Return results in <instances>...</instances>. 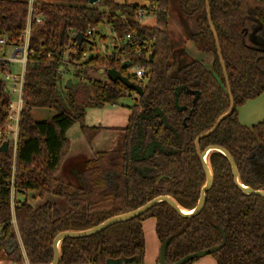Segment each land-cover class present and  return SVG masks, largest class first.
Here are the masks:
<instances>
[{
  "label": "trees",
  "instance_id": "1",
  "mask_svg": "<svg viewBox=\"0 0 264 264\" xmlns=\"http://www.w3.org/2000/svg\"><path fill=\"white\" fill-rule=\"evenodd\" d=\"M28 1L0 0V37L18 42L27 27ZM145 1L148 6L126 1L117 4L113 0L95 4L87 0H32L13 171V212L8 183L12 149L0 152V263L51 264L53 239L61 232L94 228L159 196H168L181 209L192 211L205 183L194 141L230 108L222 64L234 108L198 146L200 151L208 146L225 149L238 170V182L264 192V175L256 167L263 164L264 119L247 127L237 118L239 106L264 93V47L255 41L256 37L264 41V0H207L208 8L205 0ZM171 5L185 41H191L200 53L196 57L184 46L172 48L173 38L167 32ZM139 10L153 17L154 25H142L137 19ZM105 25L114 46L99 53L98 44L107 41L101 34ZM92 29L94 33L86 39ZM72 32L83 34L81 47L74 36L70 37ZM127 36L136 45L129 46ZM89 43L96 49L88 48ZM83 53H87L84 60ZM125 62L130 68H143L147 74L136 81L124 67ZM107 69L120 72L143 88V95L128 106L126 126L110 128L123 132L124 146L120 151L96 152L75 173L66 171L73 178L70 182L60 181L57 176L70 150L67 132L78 124L90 147L106 129L87 126L86 111L117 105L123 96H134L119 83L94 77L95 72L106 74ZM69 77L71 84L66 88ZM177 88V103L185 110L175 108ZM195 92L198 96L193 102ZM8 101L0 79V128L6 120ZM41 108L54 110L56 115L34 120V111ZM157 110L159 114H155ZM138 131L146 142L160 143L165 153L155 151L150 160L133 161L129 151ZM206 161L212 186L198 214L184 218L167 203L159 202L142 215L112 224L94 235L64 238L58 248L59 264H107L111 259L128 258L142 264V224L147 218L156 221L154 232L159 244L167 242L164 253L168 264L218 246L222 241L220 231L226 240L212 254L216 264H264V199L237 188L229 162L220 152L212 151ZM161 175L164 178L156 182ZM29 192L40 198L61 197L70 210L61 214L48 201L32 207L27 201ZM17 234L23 252L17 244L8 253L7 245L17 239Z\"/></svg>",
  "mask_w": 264,
  "mask_h": 264
},
{
  "label": "water",
  "instance_id": "2",
  "mask_svg": "<svg viewBox=\"0 0 264 264\" xmlns=\"http://www.w3.org/2000/svg\"><path fill=\"white\" fill-rule=\"evenodd\" d=\"M87 1L89 4H95L99 0H87ZM205 2L207 3V0H205ZM207 8H208V3H207ZM207 17H208V20L210 23L212 34L215 37L217 53L219 54V60H220V62H222L221 54L219 53L217 36H215L214 30L212 28V24H211V20L209 19V12L208 11H207ZM74 40L76 41L77 46L81 47V45L84 41L83 40V34L76 33L74 35ZM255 41H256V43H258L259 45H262L264 47V41L261 37H256ZM151 59H152V55L149 56V60H151ZM129 65H130L129 62L124 63L125 68H129ZM222 69H223V73L225 76V84L227 86L230 108L225 114H223V116L218 118V120L216 121L214 126L209 131H207V133L199 135L194 141L195 153H197L201 167L204 170L205 183H204L203 188L200 191V195H199V198L197 200V205L193 208V210L192 211L183 210L179 207V205L177 203H174L168 196H159L155 199H152L151 201L146 202L142 207H140V208H138L132 212H129L125 215L111 217L110 219L104 221L103 223H101L97 226H94V228L84 230V231H79L78 233L61 232L60 234L55 236V238L53 239L54 241H53V245H52V250H53V256L54 257H53V261L51 264H59L60 256H59L58 248H59V244L61 243V241L64 238H78V237H87V236L94 235L95 233L101 232V231L105 230L106 228L110 227V225H112V224L125 222V221H127V219L142 215L144 212H146L148 209H150L154 205L158 204L159 202L167 203L175 213H177L179 216L184 217V218H190V217H193V215L198 214L202 210L203 206L205 205V195L209 191L210 187L212 186L211 185L212 175H211L210 169L207 166V161H206L208 155L212 151L220 152L223 156H225L227 158L229 165H230V168L232 169V176H233L234 184H236L237 188L241 192H243L246 195L260 196L264 199V192L263 191H261V190L255 191L252 188H250L249 186L240 184L238 182V170H237L235 163H234L231 155L229 154V152H227L225 149L223 150L222 148L217 147V146H208L203 151H200L199 146H198L199 141L202 138L207 137V135H209L210 133H212L219 126V124L223 121V119L232 112V110L234 108V102H232L231 91H230L229 85L227 83L226 70L224 69L223 64H222ZM105 73H106V76L108 78V81H110L111 83H119L122 86H124L126 89L133 91L139 97L143 94V88H141L140 85L138 86L137 84L131 82L128 79V77L121 75L120 72H117L114 69H107ZM70 84H71V81L68 80L66 82V88H69ZM178 91H179V88H177V90L175 91V94H174V104H175V108L178 111H180V110H183L184 108L177 103ZM195 95H198V93L196 92ZM154 147L159 148V150L162 152L164 151V149L161 145L151 144L149 146V148L146 150L145 155L143 156V159L149 158L152 155V153L154 151ZM261 149L263 151V164L257 165L256 167H257V171L262 172V174L264 175V147H262ZM0 152L1 153H7L8 152V142L7 141H3L2 145L0 146ZM220 233L222 235V241L218 246H215V247L210 248L208 250L196 251V252H194V254L184 256L183 258L179 259L178 262H175L172 264H187L191 261H194V259H198V258L204 257V256H211L212 254L218 252V250L223 247L225 240H226L225 234H223L222 231H220ZM12 243L14 246H16L18 244V241L14 240V241H12ZM166 245H167L166 241L161 243V247L159 249L160 254H159V258H158L159 264H168L165 261V253H164ZM12 263H14V262H12ZM107 264H138V260L136 258H128L126 260H112L111 259L107 262Z\"/></svg>",
  "mask_w": 264,
  "mask_h": 264
},
{
  "label": "rangeland",
  "instance_id": "3",
  "mask_svg": "<svg viewBox=\"0 0 264 264\" xmlns=\"http://www.w3.org/2000/svg\"><path fill=\"white\" fill-rule=\"evenodd\" d=\"M117 2H123L124 0H114ZM128 3H147L145 0H125ZM177 6V5H176ZM178 7V6H177ZM172 8L173 6L171 5L170 7V13H169V17H168V21H169V26L167 29V32L170 36V38H173V50H177L180 49L181 47L184 46V44L186 42H188L187 40L185 41V37L183 36V32L182 29L180 27V23L179 21H177V17L175 15V13L172 12ZM154 19L151 16H145L143 17L139 22L142 25L145 26H152L154 25ZM102 32L101 34L103 36L107 37V41L105 42L107 44V48L109 51L110 47H109V38L112 36L110 29L107 25H105L104 27H102ZM183 42V44H182ZM104 43V42H103ZM178 43V44H177ZM194 47V45H190V47ZM184 48H186L184 46ZM96 49V48H95ZM187 50V48H186ZM97 51L99 53H103L102 49L100 48L99 50L97 49ZM11 50H9L8 52V56H11ZM195 52L197 53L196 55H192L193 57H196L198 54H200L197 50H195ZM12 74H16L19 75L21 74V67L20 65H15L12 66V70H11ZM93 76V75H92ZM94 77L98 78L99 80H102L103 82L108 81V78L106 76V74L102 73L101 71H97L94 74ZM71 77L68 78V80L71 81L70 79ZM67 80V81H68ZM13 99H16V96L13 97ZM136 100V96L135 97H130V96H123V98H121L117 105H107L104 108H90L86 111V115H85V121L84 123L91 127V126H102V127H107L108 126H116L117 129H121L124 126H126L127 124V117L129 115V110H128V106H132L134 104ZM56 115V112L54 110H49V109H45V108H41V109H36L33 113V118L34 120L37 121H41V120H45V119H49L52 118ZM102 133V134H101ZM99 135V140L97 141V144L100 145L101 148H108L109 147V143L107 142L106 137L109 136H113L115 140H119V136H122L121 133L119 131H113V133L111 134H105L107 132H101ZM78 136H81V134L76 133L75 136H71V140H72V148H71V157L69 158V162L67 164V167L70 166H76L79 165V163H81L84 160L90 159V156L85 153L82 152V147L83 145L78 142L76 139H79ZM87 147V144H86ZM88 150V149H87ZM88 152V151H87ZM93 155H91L92 157ZM94 157V156H93ZM64 175L66 177V179L68 180V182H70L73 178H69L70 176L68 175V173L65 171ZM48 200V202L52 203L51 201H53V203L56 205L58 211L62 214L67 213L70 208L67 206L65 200L63 198H58L55 197L53 195H48L46 196ZM45 202V201H44ZM151 222L148 221L145 228H144V232H145V237H146V241H147V246L145 247V253L146 255L144 256L143 262L142 264H159L158 263V258H159V249L161 247V245L159 244V241L156 237H153L152 235V231H151ZM21 247V245H20ZM11 250V249H10ZM12 253V251H11ZM2 263H7L9 264L10 262H2ZM215 263L214 258L211 256H204V257H200L198 259L194 260L193 264H213ZM1 264V263H0Z\"/></svg>",
  "mask_w": 264,
  "mask_h": 264
},
{
  "label": "built area",
  "instance_id": "4",
  "mask_svg": "<svg viewBox=\"0 0 264 264\" xmlns=\"http://www.w3.org/2000/svg\"><path fill=\"white\" fill-rule=\"evenodd\" d=\"M28 20L26 23V29L22 32V35L20 36L18 42L12 41L9 42L7 37L2 36L0 37V79L3 84V92H5L6 95L9 97L8 105L6 107V120L0 128V146L2 145L3 141L8 142V150L9 148L12 149V158H13V165H12V171H11V178L9 180V186L11 191V197H10V208L13 212V198H14V191H13V180H14V162H15V154H16V148H17V137H18V131H19V120L20 115L22 112V89L24 84V71L26 66V55L28 51V39H29V33H30V17L32 15L33 9H32V0L28 1ZM148 16L145 11L139 10L137 13V19L140 21L143 17ZM40 19H36V22L38 23ZM94 33V29L88 30L86 33V39L91 37ZM75 33L72 32L71 36H74ZM126 39L129 41V46L136 45L135 41H131V39L127 36ZM76 46V43L72 45V48ZM89 46L93 47L90 43ZM114 46V42H109V47L112 49ZM102 49L103 53H105L107 49L106 43H99L98 49ZM11 50V56H8V52ZM87 53L82 54V60L86 59ZM20 65L21 67V74L16 75L12 74V66ZM128 72L131 76L135 78L136 81H141L143 77L147 74V71H145L143 68L139 67H132L128 68ZM16 96V99L14 100L13 97ZM12 224H14V219H12ZM15 225V224H14ZM16 228V225H15Z\"/></svg>",
  "mask_w": 264,
  "mask_h": 264
},
{
  "label": "crops",
  "instance_id": "5",
  "mask_svg": "<svg viewBox=\"0 0 264 264\" xmlns=\"http://www.w3.org/2000/svg\"><path fill=\"white\" fill-rule=\"evenodd\" d=\"M114 2L117 3V4H120V3L125 2V0L123 2H121V1L120 2L114 1ZM129 4H134V5H138V6H148L147 3H144V2L143 3L132 2V3H129ZM101 32H102V30H101ZM190 45H193V43L191 41H188V42H186L184 44V46L187 48L189 54L196 55L197 53L195 52V48L192 47V46L190 47ZM237 118L239 120V123H241L242 125L247 126V127L256 125V123L262 121L264 119V93H262L259 97L255 98L254 100H249L245 104L239 106V108L237 109ZM107 127L116 128V126L114 127V126H108V125H107ZM105 132H107V133H105L106 135L113 133V131H111V130H108V131H105ZM76 133L81 134L80 127H79L78 124H74V126L66 134L67 139L70 141V150H69L68 154L66 155V160H65L64 164L62 165V167H61V169L59 171V174L57 176V179L60 180V181H63V182H68V180L66 179V177L64 175V171H69V172H73V173L76 172V167L75 166H70L69 165L67 167V164L69 162V158L72 155L71 148H72V143L73 142L71 140V136L72 135L75 136ZM99 135L100 134H98L94 138V140L91 143L90 147L88 145L86 147V141H85V139H83L82 134H81V136H78L79 139H76L78 142H80L83 145V147L81 149L82 152H85V153H87L90 156V159H87V160H92V158H93V156H94V154L96 152H108V150H114V149L118 148V146L122 143V141L124 139L123 138V133H121L122 136H119V138H120L119 140H115L113 136L111 137V136L108 135L106 137V139H107V142L109 143V147L108 148H101L102 146L100 147V145L97 144V141L99 140L98 139ZM91 155H93V156L91 157ZM46 196H48V195H45V196H43V198H40L37 193L29 192L27 194V201L32 207H38V206L44 204V201L48 200ZM51 202H52V204H54L53 201H51ZM55 207H56V205H55ZM148 221L151 222L150 226H151L152 235H153V237H155V234H154L155 221L152 220V219H147L143 223V232H144V228H145V226H146ZM144 237H145V232H144ZM16 241H18V245L20 246L21 241H20V239L18 237V234H17ZM146 246H147V241H146V237H145V247ZM14 247L15 246L13 245V243H9L7 245V251L9 253H11V251L14 249ZM20 248H21V251L23 252L22 246ZM144 253H145V249H144ZM145 255H146V253H145ZM1 264H7V263H1ZM9 264H14V263H9ZM213 264H216V262L213 263Z\"/></svg>",
  "mask_w": 264,
  "mask_h": 264
},
{
  "label": "flooded vegetation",
  "instance_id": "6",
  "mask_svg": "<svg viewBox=\"0 0 264 264\" xmlns=\"http://www.w3.org/2000/svg\"><path fill=\"white\" fill-rule=\"evenodd\" d=\"M134 83V82H133ZM136 84V83H135ZM196 93V92H195ZM195 93H194V99H193V102L196 100V98H197V96L198 95H195ZM143 95V94H142ZM141 95V96H142ZM136 96V101L141 97H139V96H137L135 93H134V96L133 97H135ZM136 101L134 102V103H136ZM180 105V104H179ZM180 106H182V105H180ZM183 107V106H182ZM184 109L183 110H185V107H183ZM129 110V109H128ZM177 110V109H176ZM181 111V110H180ZM159 114L160 113V111L159 110H157L156 112H155V114ZM129 114H130V110H129ZM129 116V115H128ZM141 118H143V119H146V117H144V116H141ZM127 119H128V117H127ZM127 122V121H126ZM128 123V122H127ZM138 127L140 128V124L138 125ZM106 130H104V131H108V130H111V131H118V130H113V129H110V128H113V127H104ZM103 132V131H102ZM121 132V131H120ZM123 133V132H122ZM123 138H124V134H123ZM137 139L136 140H134L133 141V144L131 145V147H130V151H129V155L131 156V159L133 160V161H135V162H142V161H147V160H150L153 156H154V153H155V151H159V152H161V153H165V148L160 144V143H156V142H153V141H150V142H146L145 141V138H143V136H142V134H141V132L140 131H138L137 132V137H136ZM151 144H156V145H161L162 147H163V149H164V151L162 152V151H160L159 150V148H157V147H154V151H153V153H152V155L149 157V158H146V159H143V156L145 155V152H146V150L149 148V146L151 145ZM123 146H124V139H123V141H122V143L118 146V148H116V149H114V150H108V152H111V151H120V150H122V148H123ZM195 150V149H194ZM84 161H86V160H84ZM83 162V161H82ZM82 162L81 163H79V165H76L75 167H76V169L78 168H80V165L82 164ZM112 173H109V175H108V177H107V184H108V186H110L111 184H112ZM162 178H164V176H159V178L156 180V182H158L160 179H162ZM151 201V200H150ZM147 219H152V218H147ZM147 219H145V221L147 220ZM152 220H154V219H152ZM144 221V222H145ZM155 221V220H154ZM143 222V223H144ZM155 224H156V221H155ZM142 229H143V224H142ZM154 229H155V226H154ZM154 234H155V232H154ZM143 237H144V232H143ZM155 237H156V235H155ZM157 239H158V237H156ZM144 240H145V237H144ZM159 241V240H158ZM21 246H22V244H20Z\"/></svg>",
  "mask_w": 264,
  "mask_h": 264
}]
</instances>
